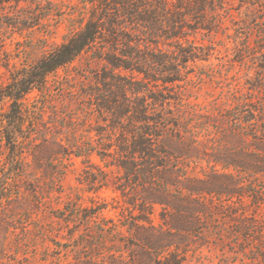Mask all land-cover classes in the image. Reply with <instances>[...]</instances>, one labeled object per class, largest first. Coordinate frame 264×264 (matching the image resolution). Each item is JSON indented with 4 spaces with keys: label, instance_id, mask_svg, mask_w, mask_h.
Returning <instances> with one entry per match:
<instances>
[{
    "label": "trees",
    "instance_id": "obj_1",
    "mask_svg": "<svg viewBox=\"0 0 264 264\" xmlns=\"http://www.w3.org/2000/svg\"><path fill=\"white\" fill-rule=\"evenodd\" d=\"M87 1L93 11L84 25L0 88V100L9 102L1 125L0 238L6 227L21 223L16 247L35 258L30 237L44 233L37 206L46 204L45 197L32 191L36 207H24L28 197L23 188L30 190L20 185L46 176L51 185L61 181L64 173L57 169L66 168L60 159L69 156V146L76 157L86 156L90 163L95 155L104 168L121 173L113 180L111 172L90 165L81 181L89 192H120L131 210L118 224L101 218L104 204L69 202L58 209L59 231L67 232V242L54 241L59 262L71 257L69 264H188L190 257L203 256L226 239L231 242L235 227L248 231L242 229L247 211L241 207L252 197L242 179L264 176V79L246 98L233 91V105L191 106L177 82L186 79L182 69L200 56L190 34L212 32L207 17L216 12V1L121 0L115 2L121 6V58H106L114 68L130 72L112 76L121 98L97 99L100 115L108 114L106 127L93 129L97 139L81 145L57 141L53 149L47 139H38L24 100L34 90L42 92L50 75L114 33L102 12L107 0ZM139 29L146 38L136 34ZM256 91L260 98L254 101ZM43 168L46 172L39 175ZM4 252L0 246V260Z\"/></svg>",
    "mask_w": 264,
    "mask_h": 264
},
{
    "label": "rangeland",
    "instance_id": "obj_2",
    "mask_svg": "<svg viewBox=\"0 0 264 264\" xmlns=\"http://www.w3.org/2000/svg\"><path fill=\"white\" fill-rule=\"evenodd\" d=\"M215 1L216 12L207 17V21L213 23L212 32L199 30L190 34V39L199 47L197 53L200 56L182 69L186 79L177 82L184 86L182 92L186 101L205 110L222 107L225 103L233 105V91H238L240 99L246 98L252 91L250 88L264 79V0ZM115 2L121 0H107L108 6L102 11L107 26L113 27L114 33L106 35L105 40L97 41L72 63L50 75L42 92L34 90L24 100L34 117L33 129L39 135L38 139H47L50 146L57 141L81 145L97 139L93 129L106 127L104 119L108 116L98 112L97 99L121 98V90L113 86L112 76H127L130 72L114 68L106 60L121 58V6H115ZM92 11L87 0H0V88L10 83L14 73L32 65L60 45L69 34L80 29ZM136 34L146 38L140 29ZM161 47L169 49L162 44ZM133 76L142 77L138 73ZM254 94L252 99L259 100L258 92ZM8 108V100H0V170L5 160L2 114ZM52 147L55 149L54 145ZM68 148L69 156L60 159L66 168L57 169L64 173L61 181L51 185L46 176L39 181L28 180L26 186L20 185L30 190L23 188L24 196L28 197L24 207H36L32 202V191L45 197L46 204L37 206L40 207L38 215L44 233L28 236L35 239L36 247L30 249H35V258L31 251L29 255L19 253L16 244L20 238L16 234L21 232V223H12L0 238V246L5 249L0 264H69L71 257H62L59 262L60 256L55 254V242H67L64 238L67 232L59 231L61 226L55 213L69 202L83 206L104 204L101 218L118 224L128 216L131 208L120 192L111 188L89 192L81 181L84 171L91 170L90 165L111 172L109 176L113 180H118L121 173L115 167L104 168L95 155L88 163L86 156L76 157L73 154L75 148ZM203 166L206 168V164ZM43 172L46 168L38 173ZM196 172L202 175L200 169ZM242 181L252 197L241 207L247 211L242 229L248 228V231L241 232L235 227L238 232L231 242L226 239L225 244L205 250L203 256L190 257L188 264H264V176L246 177ZM153 218L158 222V213Z\"/></svg>",
    "mask_w": 264,
    "mask_h": 264
}]
</instances>
